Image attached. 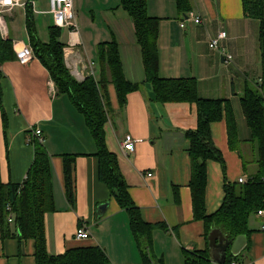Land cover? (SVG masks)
<instances>
[{"label": "crops", "instance_id": "0c3cea01", "mask_svg": "<svg viewBox=\"0 0 264 264\" xmlns=\"http://www.w3.org/2000/svg\"><path fill=\"white\" fill-rule=\"evenodd\" d=\"M33 1L31 8L38 35L41 30L46 31V40L39 37L47 42L50 28L55 26L49 0ZM187 3V9L180 10L177 0H148V13L159 18L160 76L193 78L199 96L224 100L223 117L212 122L211 133L225 160L226 173L219 162L207 163L206 212L213 214L223 204L225 181L236 183L256 170L254 152L247 142L251 132L241 98L245 89L261 76L259 24L244 15L242 0H187ZM74 9L77 28H61L60 36L66 45L64 50L68 49L64 53L68 68L75 65L85 72L87 65L94 63V75L98 77L104 60L100 47L115 41L126 78L140 84L138 90L128 95L124 107L120 106L114 85H109L111 110L105 134L142 219L155 226L152 254L165 264H184L185 251L209 252L205 223L195 219L190 187V143L186 132L197 128L196 105L162 103L156 99L152 84L145 79L134 25L122 0H74ZM19 10L23 11L15 9L9 19H16ZM192 13L200 16L202 23H195ZM22 14L26 26L25 11ZM220 30L227 32L221 45L233 55L231 63L210 47V40ZM2 71L8 123L6 126L0 110V181L21 184L25 180L34 161L31 141L37 137L32 129H41L51 158L55 203V210L45 216L48 251L59 255L72 248L98 246L106 252L111 264H145L128 212L111 197L99 178L97 147L84 116L67 95L53 92L55 85L49 71L37 57L26 64L18 58L6 62ZM232 135L240 143L239 151L231 146ZM128 137L138 140L133 152L122 147ZM65 155L74 157L73 203L66 192ZM243 157L251 161L247 173ZM103 204L105 211L98 212ZM82 225L89 231V239L76 238ZM263 226V217L257 214L250 217L252 231L243 243L238 264H264ZM1 229L0 223V264H36L35 241L20 239L13 226L12 236L3 239Z\"/></svg>", "mask_w": 264, "mask_h": 264}, {"label": "trees", "instance_id": "16d2710c", "mask_svg": "<svg viewBox=\"0 0 264 264\" xmlns=\"http://www.w3.org/2000/svg\"><path fill=\"white\" fill-rule=\"evenodd\" d=\"M244 15L258 22V41L261 55V76L245 89L241 98L243 111L251 137L247 141L254 152L253 163L256 170L248 174L245 183L225 181V198L221 207L213 214L206 212V188L208 182L207 163L210 160L221 164L226 173V163L216 147L211 133L212 122L223 117V99H209L199 96L193 78H163L159 74V18L148 13V0H122V6L130 16L135 36L140 46L145 79L154 88L156 99L165 102H189L197 108L198 125L186 132L190 147L191 162L190 187L193 197L194 215L206 227V238L214 228L219 229L227 239L239 235H249V220L264 207V0H242ZM180 10L187 9V0H177ZM26 28L29 42L37 57L49 71L57 95H67L80 112L96 143L95 155L99 158V178L109 189L110 195L130 217V227L136 239L145 264H165L161 259H152L147 246L152 251V233L155 226L142 219L140 208L128 191V184L122 175L117 156L106 143L105 125L110 114L108 87L113 84L121 107L127 104L128 95L138 90L139 83L128 80L124 74L118 44L113 41L100 47L103 55L101 74H88L77 80L68 68L64 57V45L60 36L61 28H50L49 41L44 42L38 35L36 19L31 6L26 9ZM17 58L14 42L3 38L0 33V110L4 123L8 119L4 108L2 65ZM236 135L230 136L234 149H241ZM34 147V161L25 180L21 184H3L0 181V223L2 238L12 236L11 227L19 233L20 239H32L36 244V264H111L106 252L98 246L77 247L63 254H51L47 248L45 216L55 210L50 154L37 138L31 141ZM237 143L239 144L237 146ZM240 146V147H239ZM239 151V150H238ZM66 192L68 200L74 202L72 180L73 155H65ZM247 173L251 161L244 158ZM10 207V208H9ZM10 215L13 221H9ZM184 264H215L208 250L184 252ZM240 257L228 253L224 264L239 262Z\"/></svg>", "mask_w": 264, "mask_h": 264}, {"label": "built area", "instance_id": "2783aa9c", "mask_svg": "<svg viewBox=\"0 0 264 264\" xmlns=\"http://www.w3.org/2000/svg\"><path fill=\"white\" fill-rule=\"evenodd\" d=\"M50 10L49 12L54 16V24L59 28H77L76 23V12L74 9V0H49ZM33 6V0H0V33L3 38H9V25H8V15H12L13 11L17 8L22 9L26 13V9L28 6ZM195 23H202V18L200 16H196L193 13L191 14ZM184 24H182L183 26ZM227 32L225 30H220L218 34L210 40V47L214 50L219 51L225 61L227 63L233 62V55L227 53L224 47L221 45V42L227 38ZM14 50L18 60L21 63H28L33 57V49L31 45L26 44L25 42H15L14 41ZM68 53V49L64 50V53ZM94 63L87 65L86 71L84 72L82 69H76L75 65H71V73L77 80H83L85 76L88 74L94 75L93 69ZM53 92H55V88H53ZM32 133L35 137L39 139L40 142H44L42 138V131L38 127H34L32 129ZM135 142L138 140H134L131 137H128L122 143V147L129 151L133 152L135 149ZM149 176L152 173L148 174ZM239 183H245L246 178H239ZM10 208V207H9ZM257 215L264 218V207L258 210ZM9 221H13V216L10 215ZM264 228V226H263ZM76 238L80 240L89 239L90 233L84 227V225L80 226L76 232ZM231 264H238V262L233 261Z\"/></svg>", "mask_w": 264, "mask_h": 264}, {"label": "water", "instance_id": "95a60500", "mask_svg": "<svg viewBox=\"0 0 264 264\" xmlns=\"http://www.w3.org/2000/svg\"><path fill=\"white\" fill-rule=\"evenodd\" d=\"M105 209L106 204H103L98 208V212H104ZM247 238V235L243 234L230 240L227 239L219 229H212L208 235L209 256L211 261L215 264H224L228 253L234 257L239 256L241 250L244 248L243 243L247 242ZM147 252L152 259V252L149 246H147Z\"/></svg>", "mask_w": 264, "mask_h": 264}, {"label": "rangeland", "instance_id": "374dc122", "mask_svg": "<svg viewBox=\"0 0 264 264\" xmlns=\"http://www.w3.org/2000/svg\"><path fill=\"white\" fill-rule=\"evenodd\" d=\"M22 12L23 11L20 12V10H19V14L17 15L16 19H14V20L9 19V17H8V21L10 20L9 24H10V29H11V39L23 40L27 44H29L28 34L26 31V26H25V21H24L25 17L23 16ZM38 18L39 17H37V20H38ZM39 35L41 36V38L46 40V37H47L46 31L41 30Z\"/></svg>", "mask_w": 264, "mask_h": 264}]
</instances>
